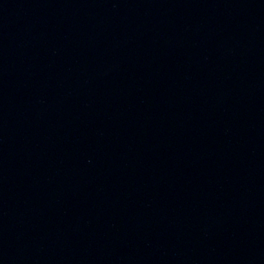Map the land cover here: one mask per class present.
Masks as SVG:
<instances>
[{
  "label": "water",
  "instance_id": "obj_1",
  "mask_svg": "<svg viewBox=\"0 0 264 264\" xmlns=\"http://www.w3.org/2000/svg\"><path fill=\"white\" fill-rule=\"evenodd\" d=\"M264 55V0H0V264L108 161Z\"/></svg>",
  "mask_w": 264,
  "mask_h": 264
}]
</instances>
